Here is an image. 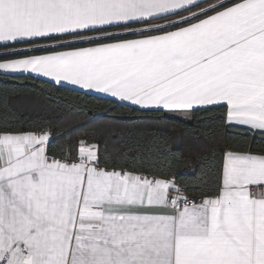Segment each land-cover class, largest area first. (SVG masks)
I'll return each instance as SVG.
<instances>
[{
	"label": "snow or ice",
	"instance_id": "obj_1",
	"mask_svg": "<svg viewBox=\"0 0 264 264\" xmlns=\"http://www.w3.org/2000/svg\"><path fill=\"white\" fill-rule=\"evenodd\" d=\"M163 118L220 110L196 186L0 110V264H264V0H0V82Z\"/></svg>",
	"mask_w": 264,
	"mask_h": 264
},
{
	"label": "trees",
	"instance_id": "obj_2",
	"mask_svg": "<svg viewBox=\"0 0 264 264\" xmlns=\"http://www.w3.org/2000/svg\"><path fill=\"white\" fill-rule=\"evenodd\" d=\"M0 110L20 121L70 132L73 140L89 136L114 156L136 153L145 164L157 162L159 149L168 153L172 170L190 186L199 180L201 159L225 140L220 110L167 119L28 76L0 82Z\"/></svg>",
	"mask_w": 264,
	"mask_h": 264
},
{
	"label": "crops",
	"instance_id": "obj_3",
	"mask_svg": "<svg viewBox=\"0 0 264 264\" xmlns=\"http://www.w3.org/2000/svg\"><path fill=\"white\" fill-rule=\"evenodd\" d=\"M67 87H70L71 88V86H67Z\"/></svg>",
	"mask_w": 264,
	"mask_h": 264
}]
</instances>
